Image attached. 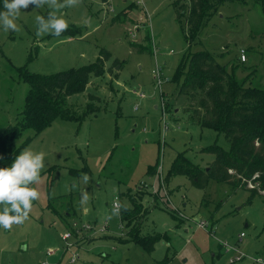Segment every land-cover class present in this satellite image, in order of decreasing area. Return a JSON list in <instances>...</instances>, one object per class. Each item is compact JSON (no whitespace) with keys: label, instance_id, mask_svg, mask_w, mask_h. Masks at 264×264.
<instances>
[{"label":"rangeland","instance_id":"374dc122","mask_svg":"<svg viewBox=\"0 0 264 264\" xmlns=\"http://www.w3.org/2000/svg\"><path fill=\"white\" fill-rule=\"evenodd\" d=\"M173 1L124 0L123 6L122 0H81L58 13L68 21V33L59 37L36 35L35 17H47V5L22 9L16 20L19 32L0 26V134L23 114L24 72L54 74L110 53L103 72L91 75L83 92L67 98L68 116L56 118L37 135L23 131L15 142L33 136L21 151H43L45 167L32 185L40 198L32 201L28 218L11 230L0 228V264L45 259L51 264H229L222 242L264 255V197L212 179L203 189L184 175L165 180L177 155L204 168L214 156L202 149L228 147L221 133L201 128L183 111L186 98L172 80L177 64H184L187 53L206 50L227 71L251 76L252 83L264 87V4L223 3L189 43L175 19ZM147 34L150 51L130 46L147 45ZM240 48L246 53L243 67ZM155 58L167 78L161 86L152 76ZM87 107L94 109L87 112ZM84 174L90 177L87 183ZM160 180L186 218L166 204L161 188L156 190ZM73 183L77 187L67 190ZM130 197L147 208L137 237L155 238L150 250L128 235L121 214L112 215L111 203L117 198L121 206H130ZM195 221L208 226L199 228ZM103 225L105 230H99ZM66 232L70 236L63 240ZM48 249L53 250L50 257ZM72 254L78 257L68 262ZM232 264L262 263L243 259Z\"/></svg>","mask_w":264,"mask_h":264},{"label":"trees","instance_id":"16d2710c","mask_svg":"<svg viewBox=\"0 0 264 264\" xmlns=\"http://www.w3.org/2000/svg\"><path fill=\"white\" fill-rule=\"evenodd\" d=\"M227 1L234 0H174L175 19L186 42H194L204 25ZM236 1L264 4V0ZM3 4L4 0H0V11L4 10ZM145 40L147 45L130 43V46L138 47L139 51H150L149 34L145 35ZM109 56L110 53L104 51L90 65L54 74L24 72L23 79L28 89L23 114L0 134V166L10 164L33 138L28 136L16 145L23 131L31 129L37 135L56 118L68 116L67 98L83 92L91 75L103 72ZM186 57L184 64H177L172 76V80L177 81L179 93L186 98L183 111L201 128L221 133L228 147L224 149L214 145L202 149L214 156L204 168L193 164L183 154L177 155L165 180L168 181L172 175H184L193 186L203 189L212 179L228 183L233 188L247 189L251 197H264V87L252 83L251 76L238 77L233 70L227 71L226 64L218 62L206 50L187 53ZM239 65L243 67L245 64L240 62ZM88 97L94 99L96 96L88 94ZM88 107L86 111L92 112L95 106ZM249 183L252 187L248 186ZM129 203L130 206H121L120 203V217L128 228V235L136 238L147 208L132 197ZM136 240L150 250L155 238L137 237Z\"/></svg>","mask_w":264,"mask_h":264},{"label":"clouds","instance_id":"9594fccd","mask_svg":"<svg viewBox=\"0 0 264 264\" xmlns=\"http://www.w3.org/2000/svg\"><path fill=\"white\" fill-rule=\"evenodd\" d=\"M81 0H4L3 11H0V26L4 31L19 32L21 29L16 23L21 10L41 8L47 5L51 9L47 17H35L37 36L45 34L59 37L68 30V21L58 14L61 9L77 6ZM45 167V153L25 148L17 155L10 167H0V228L11 230L12 226L22 224L32 210V201L40 198V192L33 184L40 180V174ZM90 177L83 175L85 183ZM77 187L75 183L67 190ZM88 199L87 192L81 197ZM121 206L114 203L112 215H120ZM125 210L127 208L125 207Z\"/></svg>","mask_w":264,"mask_h":264},{"label":"built area","instance_id":"2783aa9c","mask_svg":"<svg viewBox=\"0 0 264 264\" xmlns=\"http://www.w3.org/2000/svg\"><path fill=\"white\" fill-rule=\"evenodd\" d=\"M108 1H112V0H108ZM140 1H141V0H140ZM140 1H139V0H135V2H136L137 4H139V3L142 4V2H140ZM109 3H110V2H109ZM107 6H108V5H107ZM109 6H110L111 10H113L112 6H111V5H109ZM107 8H108V7H107ZM238 59H239L240 62H245V61H246V53H245V50H244L243 48H240V49H239V52H238ZM155 61H156V64H155V67L152 69V76H153V78L156 80L157 86H161L162 83H163L167 78L165 77L164 71H163V69H162V65L158 64L156 58H155ZM137 94H138V96H139L140 98H144V97H145V94H144L143 92H139V93H137ZM135 108H137V105L135 106ZM161 111L164 112V114H165V105H164V102H163V101H162V103H161ZM163 129L166 130V129H167V126L165 125V128H163ZM248 186H249V187H252V185H251L250 183L248 184ZM161 188H162V190H163V193H164V196H165L166 203H169L170 208H171L172 210H175L178 216H180V217H182V218H186L185 215H183V213H181V212H180V211L174 206V204L172 203L170 197H169V196L167 195V193H166V190H165V187L163 186V183L161 184ZM152 192H156V190L153 188V189H152ZM114 203L120 205L118 199L116 198V199L112 202V210H113ZM195 222H196V225H197L199 228H203V229L205 228V229H206L207 226H208V224H207L205 221H203V222H201V221H195ZM106 225H107V224H106ZM99 230H101V231H102V230H105V225H103L102 227H100ZM99 230L97 229V231H99ZM243 235H244L243 232H241V233L238 235V238L241 239ZM69 236H70V233H69V232H66V233L63 234L62 239H63V240H66L67 238H69ZM69 244H70V243H68L67 245H69ZM67 245H66V246H67ZM222 245H223V247H224L226 253H231L230 256H229L228 259H227V262H228L229 264H232V263H234V262L241 261L242 259H250V260H252V261H254V262H257V263L260 262V263L264 264V256H254V255L247 254V253H245V252H243V251H240V250H239L234 244L232 245V244H229V243H227V242H222ZM45 253H46V256L50 257V256L52 255V253H53V250H52V249H48ZM77 257H78V256H77L76 254H72V255L70 256L68 262H74V261L77 259ZM47 260H48V259H45L44 261H42V262H38L37 264H51V263H49Z\"/></svg>","mask_w":264,"mask_h":264},{"label":"crops","instance_id":"0c3cea01","mask_svg":"<svg viewBox=\"0 0 264 264\" xmlns=\"http://www.w3.org/2000/svg\"><path fill=\"white\" fill-rule=\"evenodd\" d=\"M122 1H123V2H122V5L125 6V5H126V2H124V0H122ZM159 183H160L159 186H158L157 188L155 187L156 190H157V189L160 190V188H161V184L163 183V181L160 180ZM164 185H165V184L163 183V186H164ZM164 187H165V186H164ZM161 189H162V188H161ZM161 192H162V194H163L162 196H164L163 190H161ZM168 196H169V195H168ZM164 197H165V196H164ZM118 201H119V200H118ZM166 204H167V203H166ZM111 206H112V203H111ZM146 212H147V210H146ZM180 212H181V211H180ZM119 226H121V225H119ZM238 240H241V239L238 238ZM235 246H236V245H235ZM236 247H237V246H236ZM244 252H245V251H244ZM245 253H247V252H245ZM229 254H231V253H229ZM247 254H249V253H247ZM250 255H251V254H250ZM229 256H230V255H229ZM254 256H264V255H254ZM242 260H243V259H242ZM255 263H257V262H255Z\"/></svg>","mask_w":264,"mask_h":264}]
</instances>
